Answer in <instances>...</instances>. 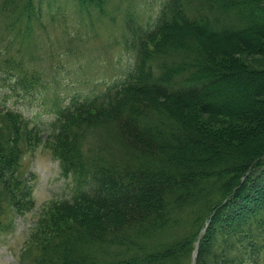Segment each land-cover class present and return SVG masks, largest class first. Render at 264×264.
Segmentation results:
<instances>
[{"label":"trees","instance_id":"16d2710c","mask_svg":"<svg viewBox=\"0 0 264 264\" xmlns=\"http://www.w3.org/2000/svg\"><path fill=\"white\" fill-rule=\"evenodd\" d=\"M74 1L87 22L109 15L111 0ZM52 2L0 0V27L23 42L34 33L28 22L47 28L49 8L64 20ZM125 17L119 42L132 63L123 80L75 95L52 122L0 107L10 120L0 135V193L13 210L33 204L29 179L18 175L21 139L50 142L75 185L41 230L56 233L47 247L57 251L34 264H264V68L240 58L264 55V0H164L153 22ZM81 25L69 26L60 54L40 45L42 64L4 59L0 86L17 102L42 97L49 75L56 83L66 64H81ZM207 115L222 125L207 126ZM105 125L125 157L90 147L86 133ZM23 255L18 264H31Z\"/></svg>","mask_w":264,"mask_h":264},{"label":"rangeland","instance_id":"374dc122","mask_svg":"<svg viewBox=\"0 0 264 264\" xmlns=\"http://www.w3.org/2000/svg\"><path fill=\"white\" fill-rule=\"evenodd\" d=\"M55 1L53 0L52 3L60 4L61 12L66 10V17L63 20L58 16L54 20L51 13L55 9L51 7L44 20V23L47 24L46 29L38 28L35 20L28 22L26 32H29V26H31L30 31L34 33L37 31L36 37L34 33L28 37L25 34L24 41L19 42L20 40L17 41L13 37V33L4 29V25L2 28L0 27V63L4 59H11L14 62L22 58V62L30 66L35 63L42 64L41 60L46 62L45 60L48 58L44 55L45 51L40 45H45L47 51H56L60 54L64 47L63 44L67 41L66 32L69 30V26L75 29L79 23L82 24L81 32L84 37L79 46L80 49L82 48L80 50L82 52L81 64L79 66L73 62L66 64L67 71L62 68V71L58 73V75L61 74V77L56 83L54 82L57 78L49 75L48 79L52 83L48 84L46 92L43 91L44 93L41 95L42 97H37L33 103H29L28 100L17 102L11 94H8L6 88L3 89L0 86V107L22 110L25 116L33 119V123L44 120L52 122L54 120L53 110L64 107L75 95L82 98L86 95L98 94L108 84L115 83L117 79L123 80L122 78L132 63L129 52L119 42L125 33L123 23L127 10L137 12L144 22H153L164 2V0H121L120 2L111 0L106 10L109 13L108 17H104L101 13H94L96 14L93 17L94 22L91 23L87 22L85 17L80 16L81 18H79L76 14L77 6L74 0ZM45 6L44 4V9ZM112 15L116 17L112 18ZM50 18L54 20V24L49 22ZM61 28L65 34L60 33ZM19 34L20 32L16 33V35ZM20 47L22 48L21 55L18 52ZM8 51L14 52L8 55ZM60 57L67 60L66 57ZM242 57L248 65L264 68L263 54L248 56L243 54L240 58ZM56 95H60L62 99L56 106H53L51 100ZM41 100L44 102L43 107L38 105ZM31 104L34 105L31 106ZM5 115V112L0 113V135L4 136L5 129L9 127L8 121H10ZM204 118L209 127L218 128L222 125L219 123L221 121L217 122L212 117L210 119L209 115ZM86 135L90 147L98 154L110 158L125 157L126 151L118 142L111 126L91 127ZM17 146H19L18 175L22 179H29L27 186L31 188L30 200L33 201V204L27 208V211L19 214L13 210L5 193H0V264H18L21 261V255H25V252L31 264H34V261L42 262L43 254L54 255L52 252L57 250L47 246L57 241L56 233L50 231V234L43 236L41 234L44 233L41 230L50 228L47 215L53 211L54 202L70 198L75 189L72 177L64 175L61 163L53 154L50 142L30 145L21 139ZM41 238H45V240H41ZM55 259V263L61 264L60 259Z\"/></svg>","mask_w":264,"mask_h":264}]
</instances>
